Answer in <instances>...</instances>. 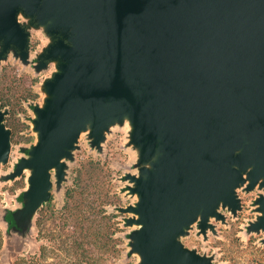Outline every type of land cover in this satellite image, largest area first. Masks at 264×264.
I'll use <instances>...</instances> for the list:
<instances>
[{
	"label": "water",
	"instance_id": "95a60500",
	"mask_svg": "<svg viewBox=\"0 0 264 264\" xmlns=\"http://www.w3.org/2000/svg\"><path fill=\"white\" fill-rule=\"evenodd\" d=\"M19 13L60 37L43 54L60 64L35 109L27 212L49 199L51 170L62 174L88 123L97 143L128 116L141 160L157 155L129 209L143 264H207L178 235L199 216L222 218L220 204L235 212L246 175L264 187V0H0L1 55L27 56ZM3 120L0 108V163Z\"/></svg>",
	"mask_w": 264,
	"mask_h": 264
},
{
	"label": "rangeland",
	"instance_id": "374dc122",
	"mask_svg": "<svg viewBox=\"0 0 264 264\" xmlns=\"http://www.w3.org/2000/svg\"><path fill=\"white\" fill-rule=\"evenodd\" d=\"M20 23L32 19L19 13ZM27 56L15 48L1 55L0 41V107L3 122L10 131V148L6 161L0 163V230L4 245L0 255L1 264H12L22 252L35 253L41 245L51 246L48 237L56 232L52 219L46 213L40 228L41 241L37 240L36 217L38 210L64 205L67 189L74 188L79 171L84 165L102 168L113 184L117 207L112 208L120 221L117 238L118 252L111 264H143L136 249V233L140 225L135 222L138 214L129 209L135 207L139 195L135 191L136 179L146 177L144 169H152L157 155L147 161L141 160V148L132 138L133 125L128 116L114 120L103 130L96 143L92 136V124L81 132L69 155L62 159V174L51 170L52 187L50 203H41L37 209L27 212L31 201L32 168L24 166L30 151L38 141L35 130V109L43 108L50 97L46 82L59 72V59L44 62L46 50L54 42L44 25H28ZM247 181L236 189L239 207L235 212L220 204L217 211L222 218L209 217L203 226L202 217L185 227L178 235L179 243L194 252L207 264H264V228L259 225L263 216L261 199L264 187ZM43 204V205H42ZM47 216V217H46ZM56 229V231H55ZM52 261V258H48Z\"/></svg>",
	"mask_w": 264,
	"mask_h": 264
},
{
	"label": "trees",
	"instance_id": "16d2710c",
	"mask_svg": "<svg viewBox=\"0 0 264 264\" xmlns=\"http://www.w3.org/2000/svg\"><path fill=\"white\" fill-rule=\"evenodd\" d=\"M46 59L51 60L50 57ZM113 189L100 166L84 165L74 188L67 189L64 205L59 210L55 207L45 209L43 203L37 212V240L41 241L40 228L46 213L50 214L53 228H57L48 237L51 246L41 245L35 253L22 252L12 264H111L118 252L115 236L120 225L117 220L120 214L111 210L117 207V194ZM50 201L51 196L45 204ZM3 245L4 236L0 230V255Z\"/></svg>",
	"mask_w": 264,
	"mask_h": 264
},
{
	"label": "flooded vegetation",
	"instance_id": "af4514ba",
	"mask_svg": "<svg viewBox=\"0 0 264 264\" xmlns=\"http://www.w3.org/2000/svg\"><path fill=\"white\" fill-rule=\"evenodd\" d=\"M31 24L32 26H36V22L34 20H31V21H28V23H22V26L25 28V29H28V25ZM58 38H60L59 36L55 37L54 38V41L58 40ZM42 60L44 62H47L49 60L46 59V57H43Z\"/></svg>",
	"mask_w": 264,
	"mask_h": 264
}]
</instances>
